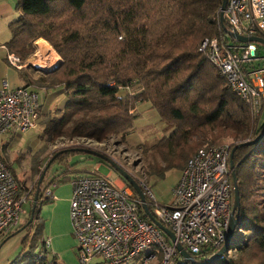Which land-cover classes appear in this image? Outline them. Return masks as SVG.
Returning a JSON list of instances; mask_svg holds the SVG:
<instances>
[{
	"label": "trees",
	"instance_id": "trees-1",
	"mask_svg": "<svg viewBox=\"0 0 264 264\" xmlns=\"http://www.w3.org/2000/svg\"><path fill=\"white\" fill-rule=\"evenodd\" d=\"M221 2L17 0L18 15L8 24L11 37L6 45L25 60L34 51V41L42 38L61 57L54 69L28 82L44 89L61 88L64 95V104L43 120L46 141L101 143L111 135H124L136 119L135 105L148 102L164 122L165 134L153 145L163 165L151 168L162 178L167 171L184 167L197 151L201 143L194 144L193 136L207 131L213 143L218 141L214 129L241 135V142L229 144L230 150L234 148L231 162L239 196L233 235L220 257L209 260L214 252L206 250L185 264H264V135L252 145H239L257 136L264 120L251 116L249 107L198 51L199 44L213 35L223 46L231 40L226 37L227 23L223 28L217 21ZM133 84L139 86L137 92L118 94ZM80 148L84 147L52 152L44 177L53 164L63 172L45 185L44 177L39 185L38 178L46 165L30 188L18 180L30 197V209L38 193L33 213L29 209L20 225L26 231L23 249L7 264H60L44 239L37 244L42 220L36 214L39 204L49 202L45 190L71 179L72 157L86 154ZM229 182L232 187L231 175ZM232 200L233 191L231 206ZM17 231L7 233L0 244Z\"/></svg>",
	"mask_w": 264,
	"mask_h": 264
},
{
	"label": "built area",
	"instance_id": "built-area-1",
	"mask_svg": "<svg viewBox=\"0 0 264 264\" xmlns=\"http://www.w3.org/2000/svg\"><path fill=\"white\" fill-rule=\"evenodd\" d=\"M223 18L234 34L264 38V0H227ZM217 21L220 23L219 11ZM231 40L223 46L213 35L199 44L198 51L249 107L251 116L259 118L264 106V77L255 66L257 43ZM6 59L13 67L25 66L13 52L9 51ZM39 109L35 90L27 86L11 88L3 80L0 135L33 130ZM229 151L226 143L201 145L186 161L167 204L158 203L150 190L140 186L152 215L172 231L174 241L143 217L141 202L130 186L117 185L110 175L98 174L97 168L71 177L69 220L78 263L185 264L176 244L192 256L206 250L216 252L225 239L231 212ZM54 186L45 190V196L53 197ZM28 198L10 168L0 160V239L17 227Z\"/></svg>",
	"mask_w": 264,
	"mask_h": 264
},
{
	"label": "rangeland",
	"instance_id": "rangeland-1",
	"mask_svg": "<svg viewBox=\"0 0 264 264\" xmlns=\"http://www.w3.org/2000/svg\"><path fill=\"white\" fill-rule=\"evenodd\" d=\"M226 37H228L229 39V36L227 34ZM256 43L258 47L257 50L258 60L255 62V66L262 70V75L264 77V46L258 42ZM50 47L53 49L51 45ZM36 50H37L36 45H34V51L25 60H22L20 58L25 65L28 64L27 66L28 73L31 74L30 80L38 79L40 76H42L43 72H47L50 70V69H41L30 64L38 59L36 55ZM32 75L34 76L33 78ZM32 87L34 89H43L36 85H33ZM138 90H139V86L137 84H133L130 85L128 88H121L118 94L124 95L126 93H135ZM56 91L59 92L58 90ZM52 110L47 113H42L41 118L38 119L37 125L33 130L24 134H19L15 136L12 135L9 139L10 144L8 145L7 148L9 150L6 152L7 150L6 149L4 152L5 155L4 160L9 164L13 176L16 179H20L23 185L28 187L29 184H34L38 170L40 169L38 168V166L42 167V165H46L49 156L52 154V152L59 149L70 148V147H84L97 151L98 153L111 159L114 163L119 165L133 178L135 182H137L138 184L140 183L139 186L146 187L150 191H151V181L153 179L161 178L155 174H152L151 168L157 165L158 166L163 165L161 156L154 149L153 145L158 141V139L163 134H165L164 122H162L159 119L157 112L153 108L149 107L148 103L143 102L135 105L133 112L136 115V119L133 122L132 129L128 133L124 135H111L101 143L86 139L68 140L64 138L56 139L53 142L46 141L45 136L43 134V120L47 115L50 114V112H52ZM262 114L260 116L262 118L259 119V122H262L264 120V116H263L264 114L263 115ZM213 133L217 135L218 141L213 143L210 142L209 139L207 138V136H209V133L207 134L206 131V133L204 134L199 133L197 136H193V140H194L193 143L195 144L197 142H200L201 145H203L204 143L218 145L222 143L232 144L242 141L241 135L235 136L232 133L225 131H216L215 129L213 130ZM200 146H198V148ZM81 155L87 157L86 160H89L87 163H90L91 165H94L96 162H98L99 164L97 168L98 174L105 176L108 173H111V176L113 178L114 177L121 178L111 168V166L101 158L87 154H81ZM182 168L183 167H181L180 169H171L167 171L164 174V177L166 176L165 177L166 181L169 178H171L173 174L180 172ZM55 173H56L55 165L53 164L46 173L43 179V184L45 185L46 183H48L50 178H52L53 175H55ZM121 180L123 181V184H125L124 179L121 178ZM29 204H30V197L28 198L27 203L24 204L22 207L23 210L20 215L19 224L17 225V227H15L12 230V232L15 230L18 231L14 232V234L6 238L4 242L0 244V264H7L12 259H14L23 249L22 241L24 236L26 235V231H22L20 225L28 218V211L30 209ZM40 234L41 236L39 235L37 236L38 239L37 244L41 246L43 241L42 239H44L43 231H41ZM5 236L6 235H4L0 240H2ZM148 250L149 248H147L145 251ZM132 262H134V260Z\"/></svg>",
	"mask_w": 264,
	"mask_h": 264
},
{
	"label": "crops",
	"instance_id": "crops-1",
	"mask_svg": "<svg viewBox=\"0 0 264 264\" xmlns=\"http://www.w3.org/2000/svg\"><path fill=\"white\" fill-rule=\"evenodd\" d=\"M16 3L17 0H0V87L2 81L5 80L11 88L27 86L34 89L32 87L34 84L28 85V82L32 81L30 80L31 74L28 73L27 69L28 64L23 68H16L11 66L6 59L7 53L9 52L6 44L11 37L8 24L18 15ZM33 77L34 76L32 75V78ZM34 90L38 92L40 99L38 119L41 118L42 113H47L53 108L60 107L64 104V95L61 88H43ZM262 113L264 114V106ZM261 118L262 117H260V119ZM11 136L12 135H0V160H2L8 167L9 164L4 160V152L10 144L9 139ZM8 150L9 149H7L6 152ZM86 159L87 157H84L81 154L72 157L71 162L76 163L68 171L70 177L88 174L98 168V162L91 165L90 163H87L89 160ZM54 165L56 173L53 176H57L63 172V169L57 164ZM38 168L41 167L38 166ZM180 172L173 174L167 181L165 178L166 176L151 181V192L158 203L167 204L171 201L172 189L179 178ZM107 175L111 176V173H108ZM111 178L117 183V185L123 184L121 178H113L112 176ZM31 186H33V184H29L28 187L30 188ZM51 192L53 197L49 198V202L39 204L36 214L42 220V231L44 240L46 241V247L50 253H53L57 257V261L60 264H78L76 242L71 232V224L69 220V204L71 197L70 179L54 186L51 189Z\"/></svg>",
	"mask_w": 264,
	"mask_h": 264
},
{
	"label": "water",
	"instance_id": "water-1",
	"mask_svg": "<svg viewBox=\"0 0 264 264\" xmlns=\"http://www.w3.org/2000/svg\"><path fill=\"white\" fill-rule=\"evenodd\" d=\"M226 3H227V0H222L221 6L219 8V21H220V24L222 25L223 28H225L223 11L226 7ZM225 32L229 37L236 39L238 41H253V42H258L264 46V38L263 37H259V36H252L249 38L242 37V36H239L237 34H234L232 31H230L227 28H225ZM59 63H58V65H59ZM50 70H52V69H50ZM263 135H264V129L257 136H255L252 140L244 141V142L240 143L239 145H252V144L256 143L257 141H259L261 139V137H263ZM78 150H80L81 152H84L86 154H89V155L97 156V157L101 158L102 160L106 161L111 166V168L122 179H124L128 183V185L135 191V193L137 194V196L141 202L142 210H143L144 214L147 216V218L149 220H151L159 229H161L163 231V233L171 239V241L175 240L172 231L169 228H167L166 226H164L162 223L157 221L156 218L152 215V213H151V211L147 205L143 190L141 189L139 184L137 182H135L133 180V178L125 170H123L119 165L114 163L111 159L103 156L102 154L98 153L97 151H94V150H91L88 148H80ZM233 151H234V148H232L229 151V155H228V165H229V169L231 171L230 175L232 178V191H233V200H232L231 212H230V217H229V224H228L225 239H224L222 245L220 246V248L216 252H214L212 254V256L209 258V260L218 258L224 253L225 249L227 248V246L229 244V241L233 235V231H234L235 226H236V219H235L234 214L237 211V208L239 206V196H238V190H237V186H236V180H235L234 173H233V165L231 162V157H232ZM50 162L51 161H49L46 164L43 171L41 172V174L38 178V185L42 181L44 174H45V171H46L47 167L49 166ZM37 193H38V190H36V192L34 193L33 198H32L31 209H30L31 213H33L35 206H36ZM176 249L180 253V255L184 258L185 261H187L189 263L194 262L193 256L191 254H189L180 244H176Z\"/></svg>",
	"mask_w": 264,
	"mask_h": 264
},
{
	"label": "bare ground",
	"instance_id": "bare-ground-1",
	"mask_svg": "<svg viewBox=\"0 0 264 264\" xmlns=\"http://www.w3.org/2000/svg\"><path fill=\"white\" fill-rule=\"evenodd\" d=\"M34 45H36V55L38 58L33 62L34 66L41 69H51L60 62L61 59L58 54L45 40L37 39Z\"/></svg>",
	"mask_w": 264,
	"mask_h": 264
}]
</instances>
